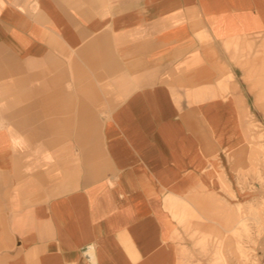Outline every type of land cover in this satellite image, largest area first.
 <instances>
[{
	"label": "crops",
	"instance_id": "obj_1",
	"mask_svg": "<svg viewBox=\"0 0 264 264\" xmlns=\"http://www.w3.org/2000/svg\"><path fill=\"white\" fill-rule=\"evenodd\" d=\"M256 35L264 0H0V264H181L169 208L245 151Z\"/></svg>",
	"mask_w": 264,
	"mask_h": 264
},
{
	"label": "rangeland",
	"instance_id": "obj_2",
	"mask_svg": "<svg viewBox=\"0 0 264 264\" xmlns=\"http://www.w3.org/2000/svg\"><path fill=\"white\" fill-rule=\"evenodd\" d=\"M243 42L245 48L234 52L253 106L248 145L218 170L217 195L173 200L169 211L181 264H264V35Z\"/></svg>",
	"mask_w": 264,
	"mask_h": 264
},
{
	"label": "clouds",
	"instance_id": "obj_3",
	"mask_svg": "<svg viewBox=\"0 0 264 264\" xmlns=\"http://www.w3.org/2000/svg\"><path fill=\"white\" fill-rule=\"evenodd\" d=\"M95 248V244H89L82 253L86 257L88 264H98V258L95 254Z\"/></svg>",
	"mask_w": 264,
	"mask_h": 264
}]
</instances>
